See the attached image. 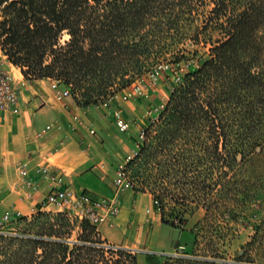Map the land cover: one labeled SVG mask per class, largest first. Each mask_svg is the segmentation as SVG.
Listing matches in <instances>:
<instances>
[{
	"label": "trees",
	"instance_id": "1",
	"mask_svg": "<svg viewBox=\"0 0 264 264\" xmlns=\"http://www.w3.org/2000/svg\"><path fill=\"white\" fill-rule=\"evenodd\" d=\"M196 20L208 31L209 56L141 126L124 170L135 193L152 195L161 222L179 230L193 206L205 207L204 217L252 223L237 255L249 258V246L264 237V171L243 175L250 156L264 162V0H0V48L28 80H58L86 106L146 66L151 34L171 35ZM12 221L23 229L0 230V264H138L133 251L106 245L85 220L71 240L74 220L61 211L38 208ZM195 251L147 253L146 264H246Z\"/></svg>",
	"mask_w": 264,
	"mask_h": 264
},
{
	"label": "crops",
	"instance_id": "2",
	"mask_svg": "<svg viewBox=\"0 0 264 264\" xmlns=\"http://www.w3.org/2000/svg\"><path fill=\"white\" fill-rule=\"evenodd\" d=\"M2 56L5 69H11L18 77L22 75L19 67L8 61L5 54ZM50 84V78L28 81L19 96V111H0V222L6 211L13 219L18 215L29 216L43 208L42 202L52 186L49 176L37 170L45 164L52 173L61 176L64 184L93 197L115 195L119 213L112 222L98 226L100 236L121 240L124 233H128L140 237L148 225L150 234L145 254L171 252L180 241V232L161 222L159 213L144 214V210L154 209L152 195L149 192L135 193L132 188L116 192L112 180L110 182L106 171L112 160L110 149L94 131L90 132L94 130L91 125L96 113L87 107H79L69 96L54 98ZM42 95L48 96L52 103H41ZM127 109L122 108L123 115ZM139 120L141 126H146L141 118ZM46 124H51V128L38 136L37 132ZM20 160L28 161L27 174L33 179L35 188L26 185L19 174L16 165ZM132 211V227L128 228ZM173 233L175 238L171 239ZM144 262L143 257L138 259V264Z\"/></svg>",
	"mask_w": 264,
	"mask_h": 264
},
{
	"label": "rangeland",
	"instance_id": "3",
	"mask_svg": "<svg viewBox=\"0 0 264 264\" xmlns=\"http://www.w3.org/2000/svg\"><path fill=\"white\" fill-rule=\"evenodd\" d=\"M207 8H209V6ZM189 24V21H183L180 31L174 32L171 35L151 34L150 40L153 41V45L150 52L147 53L150 58H148L149 61L146 63V66L140 71L134 69L124 77L117 78L114 83L106 88L92 103L86 106L79 104L78 100L83 99L80 96V92L73 90L75 93H72L71 87L67 85L70 92L69 98L79 107H87L91 112L96 113V119H94L91 126L94 127V132L99 136L100 140H104L110 149L109 154L112 160L106 171L110 182L112 180V185H115V168L119 164H124L126 162V156L131 154L135 147L136 140L140 139L141 122L139 119L141 118L146 125L149 124L148 119L155 120L160 110L164 108L171 91L180 81L178 76L190 70L196 61L204 60L209 56L208 44L205 43L207 37H209L207 29H200L196 26L197 24H201V20H196L191 27ZM212 36L213 38L219 37L217 33H214ZM68 38L69 34L63 31L60 41L64 43ZM2 53H0V59H3ZM175 59H180L178 66H182L181 69H176L177 65L174 64L176 63V61H174ZM6 64H8V62H6ZM159 64H163V67L158 71V82L156 85H149L148 82L151 78V71ZM186 64H188V67ZM39 79H47V77ZM141 81L146 84L145 96L139 97L132 95L130 99L126 100L127 102L119 99L118 96L115 97V94L130 90L132 84ZM52 92L54 93V98H56L55 92ZM119 100H121V102H119ZM104 101L108 102L107 105H103ZM41 103L50 104L52 102L48 100V96L42 95ZM116 106L123 108V110L129 108L124 111V117L129 123L127 131H119L113 123L112 109ZM117 154H119V158H116ZM243 168L245 169L244 176L254 178L256 174L264 171V162H262L259 157L252 155L244 163ZM172 206V203L166 206V213L169 214ZM45 211L57 212V208L52 206ZM144 211L145 215L152 214L153 212L159 213V210L156 208ZM205 213L206 208L203 206H193L191 210L185 213L186 223L183 226V230L176 228L180 232V241L175 244L174 249L171 251L172 253L176 250H181L182 253H190L196 250L195 252L197 254L200 252L218 251L224 256V258L220 256L217 257L216 259L218 261L225 259L231 263L264 264V237L258 239L254 244L249 246V258L237 256L240 255L239 253L243 252V245L251 239V235L254 233L252 223L242 218L221 219L219 216H212L210 214L204 217ZM133 215L134 212L132 211L127 221L128 228L132 227L130 221ZM12 220H14V218L2 221L0 229H23V225L17 224ZM149 229L150 226L147 225L146 231L144 233L142 232L140 237L135 234L130 235L126 233L125 235L124 233L121 240L104 238L100 236L99 232L96 234V237L105 244L129 248L136 254L137 260L143 257L145 260L144 264H146V254L144 250L150 234ZM80 232L81 230L78 222L74 220L70 236L71 240H77ZM195 234H197V243H193ZM174 238L175 235L173 233L171 239Z\"/></svg>",
	"mask_w": 264,
	"mask_h": 264
},
{
	"label": "built area",
	"instance_id": "4",
	"mask_svg": "<svg viewBox=\"0 0 264 264\" xmlns=\"http://www.w3.org/2000/svg\"><path fill=\"white\" fill-rule=\"evenodd\" d=\"M7 58V57H6ZM4 59H0V111L8 112H18L20 109L19 96L22 89L26 86L29 81L23 74L19 77L16 76L11 69H5L3 67ZM176 69H181L182 66H178ZM188 64H186L187 66ZM163 67V64H159L154 70L151 71V78L149 80V85H156L158 82V71ZM188 67V66H187ZM183 74V73H182ZM182 74L178 76L181 80ZM51 88L55 92L56 98H64L70 96L69 89L66 87H61L58 80L51 79ZM132 95L143 97L146 95V84L144 82H138L131 85L130 90H125L122 93L115 94L119 99L126 101L131 98ZM108 102L104 101L103 105H107ZM112 117L116 128L121 131H127L129 127L128 120L124 117L122 108L114 107L112 109ZM51 128V124H46L41 128L37 135L41 136L43 133ZM94 130H90L93 133ZM140 137L142 132L140 131ZM137 153V144L133 148L131 154L126 156V161ZM125 164V163H124ZM124 164H119L115 170L114 186L115 191L119 192L126 188H131V183L127 177ZM19 174L24 179V183L32 188H35L33 179L28 177V161L20 160L16 165ZM37 170L49 176L52 181V186L45 195L42 202V210H47L49 206L57 208V211L65 213L71 220L80 222L85 220L96 228L104 222H112L114 218L118 215L120 206L117 199L114 196L111 197H93L87 194L85 191L80 190L72 185L64 184L61 180V176L54 174L50 171L48 165H40ZM19 216V215H18ZM17 216V217H18ZM11 219L9 212L6 211L2 216V221H7ZM0 222V224H1ZM5 230V229H0ZM10 231V230H7ZM108 246H113L106 244ZM175 254H181V250H176Z\"/></svg>",
	"mask_w": 264,
	"mask_h": 264
}]
</instances>
